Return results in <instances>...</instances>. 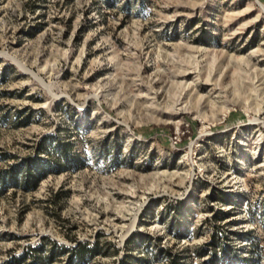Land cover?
Wrapping results in <instances>:
<instances>
[{
  "label": "rangeland",
  "instance_id": "obj_1",
  "mask_svg": "<svg viewBox=\"0 0 264 264\" xmlns=\"http://www.w3.org/2000/svg\"><path fill=\"white\" fill-rule=\"evenodd\" d=\"M46 237L264 264V0H0V264Z\"/></svg>",
  "mask_w": 264,
  "mask_h": 264
},
{
  "label": "trees",
  "instance_id": "obj_2",
  "mask_svg": "<svg viewBox=\"0 0 264 264\" xmlns=\"http://www.w3.org/2000/svg\"><path fill=\"white\" fill-rule=\"evenodd\" d=\"M64 156L68 157L69 155L65 153ZM55 167L58 171L62 169L59 162L55 164ZM47 168L48 165L40 167H31L27 165L23 168L21 173L17 174L14 172L11 175V181L27 191L34 190L38 187L39 183L47 177ZM1 183L3 184L4 180ZM46 240L50 243L46 244L45 241L43 244L29 246L27 251L21 256L14 255L3 264H50L61 254L67 252H70L73 255V258L75 257L78 261H84L87 257L92 258L102 253L99 243L89 246L88 243L80 242L77 247H68L64 244H59L57 241L50 239V237H46ZM49 245L51 248H49ZM161 252L166 256V260L169 264H186L185 254L182 252H173L171 249L165 248L161 249ZM137 261L140 262V264H149L145 257L137 258Z\"/></svg>",
  "mask_w": 264,
  "mask_h": 264
}]
</instances>
